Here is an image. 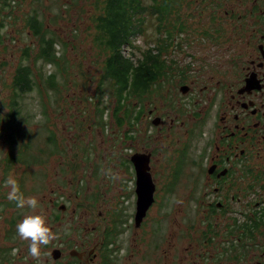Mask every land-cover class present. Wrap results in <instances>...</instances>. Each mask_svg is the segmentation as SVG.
Returning <instances> with one entry per match:
<instances>
[{
    "label": "flooded vegetation",
    "instance_id": "obj_1",
    "mask_svg": "<svg viewBox=\"0 0 264 264\" xmlns=\"http://www.w3.org/2000/svg\"><path fill=\"white\" fill-rule=\"evenodd\" d=\"M174 14L161 31L149 19L163 87L133 104V139L85 155L45 264H264V0H180ZM133 155L154 186L141 219Z\"/></svg>",
    "mask_w": 264,
    "mask_h": 264
},
{
    "label": "rangeland",
    "instance_id": "obj_2",
    "mask_svg": "<svg viewBox=\"0 0 264 264\" xmlns=\"http://www.w3.org/2000/svg\"><path fill=\"white\" fill-rule=\"evenodd\" d=\"M15 1V4L12 3V5L10 4L6 7L5 4H2L3 0H0V24L2 23V32H5L8 38H6L7 41L5 39L3 45L0 44V63L3 61L4 64H0V110H2L3 114H6V112L10 113L12 106L19 102L12 98L9 104L11 96L9 86L14 69L18 64H26L28 62L23 60L22 52L24 48L30 46L34 53L36 46L39 45L37 39L30 35V30L24 26L26 16L33 15V11L37 12V17H39L38 19L43 23L44 27L54 33L61 40L62 45L66 44L64 46L66 54L73 66L72 69L67 71L68 73L71 71L69 78L72 80H69L70 91L64 90V83L59 82V80L56 85L58 86L57 91L63 93L72 108L69 110L66 105L67 102H65L64 107L66 109H60L55 114L53 102L55 96L53 91H48L45 92V97L50 102L48 103V100H46L44 104L49 105L50 111L46 109V112L43 109L40 87H45L47 83H37L34 80L35 85H31L34 92L26 93L22 98H19L22 103L21 109L20 104H17L22 116L20 118L25 120L26 126L24 127L26 128L21 130L16 126V145H7L6 132L3 133V141L0 140V187L4 184L0 194L3 191L6 197V193L10 192V186L7 184L9 178L17 180L20 177L19 183L26 189L22 193L23 196L25 198H36L38 207L35 210L27 206L20 207L18 224L26 215L40 214L46 217L47 226L52 231L54 230L57 235L63 229H67L66 219L70 212V208L61 210V205H65L69 200L68 195L71 194L69 192H73L74 189L75 191H84L83 186L80 184L85 181L84 176L87 171L85 155L87 156L89 150L97 148L100 144L110 143L111 140L108 134L111 136L116 135L115 142H120L126 136L123 132L126 133L128 130L119 129L118 133H112L115 130L113 127L115 121L114 116H112L113 104L108 94L105 95L108 98L104 96L105 98L102 100L103 107L107 105L108 107L102 113L103 120L100 128L94 127L95 123H92L94 120L93 110H91L90 121L89 115L85 113V110L96 107L97 100L90 106L89 103H83L77 98L83 94H87L89 97L93 96L97 86L96 83L102 73V65L100 63L102 58L97 55L96 51L91 49L89 31L87 30L91 24L89 18L93 13L91 6L93 0ZM144 2H148V0H144ZM2 16L5 17L3 20ZM61 44L56 46L58 54H61L64 49ZM135 45L144 50L150 48L152 43L145 41L143 36H140L137 38ZM137 55V57H140L139 53ZM39 62L38 64H41V61ZM47 66H37V69H39L45 79L51 73L59 74L55 65ZM80 69L87 75V79L90 78L85 90L82 89L84 79ZM61 81L64 82V79ZM69 99L70 101H68ZM134 103L133 101L132 105ZM120 113L119 115L122 116L123 112ZM3 114H1L0 118H2ZM49 117H54V120L48 121ZM104 123L105 128L102 129ZM52 134L56 139L55 146L50 141ZM23 140L28 142V144L31 141L26 153L23 150H18ZM193 143L197 144V141ZM12 150H15L17 157L20 154L23 157H18L17 161L19 162L10 167L6 181V153L8 151V153L12 154ZM41 151L43 153H40ZM144 158L145 160L143 159L142 164H145L146 167L147 157ZM2 198L4 197L0 196V248L12 246V251L10 252L11 264H23V260L28 258L31 259V262H36V264H45L44 253L41 251L39 261L32 258L28 251L30 242L22 240L14 228L8 227V221L15 211L13 210L14 207H7L6 202ZM56 216L63 218L64 223L60 225L54 223L52 220ZM4 261L0 262V264H6V260Z\"/></svg>",
    "mask_w": 264,
    "mask_h": 264
},
{
    "label": "trees",
    "instance_id": "obj_3",
    "mask_svg": "<svg viewBox=\"0 0 264 264\" xmlns=\"http://www.w3.org/2000/svg\"><path fill=\"white\" fill-rule=\"evenodd\" d=\"M12 3L15 4L16 1L3 0L2 4H5L7 7L10 4L12 5ZM91 6L93 13L89 18L91 24L87 30L89 31L91 49L96 51L97 55H100L102 58V61L100 62L102 65V73L96 83L95 94L90 97L87 94H83L81 97L77 98L83 103H89L90 106L97 100V105L95 104L96 107H91V109L85 110V113L89 115L90 121L91 110H93L92 114L94 115V120L92 123H95V125L93 124L94 127L100 128L103 120L102 113L105 108L108 107V105L103 107L102 100L105 97L108 98L105 96L108 94L113 104L112 116H114L115 127L118 129H127V127H123L124 125L129 127L127 132L130 133L124 137V140L127 141L133 139V136L130 135L133 131V101H143L147 98V94H153V91L159 90L163 87L160 82L155 81L161 80L164 75V71L161 67L164 66L166 62L165 60H161L160 57L165 51L166 40L151 39L148 31L150 28L149 19L151 16L157 17L158 20L156 21V25L159 28L158 31H161L160 28L163 24L160 25L158 23L165 21L172 11H175L174 16L176 18L179 17V15L176 16V13L180 9V0H148V2H144V0H93ZM3 18L5 17L2 16V20ZM38 18L36 11H33V15L26 16V23L24 22V26L30 30H28L30 35L37 39L39 45L36 46L34 53L30 46L23 49V60L28 62H26V64H18L14 69L9 86L11 89L9 104L10 100L14 98L19 101L17 104H20L21 109L22 103L19 98H22L26 93L29 94L34 92L31 85L33 84L34 86V80H36L37 83H47L45 87H40L43 109L45 111L46 109L50 111L49 105L44 104L45 101L48 100L45 97V92L53 91L55 96L53 102L56 114L60 109H66L64 104L67 102L63 93L57 91L58 86L56 83L59 80V82L64 83V90L70 91L69 78L71 76V71L69 73L67 71L72 69L73 66L69 62V58L66 54V48L64 47L66 44L62 45L61 40H59L54 33L48 31ZM2 29L3 25L1 23V45L4 44L5 39L7 38L6 33L2 32ZM140 36H143L145 41L155 43V48L151 46L148 49L142 50L139 46H136L135 42ZM58 44H61L64 48L61 54H58L56 50ZM138 53L140 57H137ZM39 61H41V64H38L40 63ZM0 64L4 65L3 61ZM39 65L44 67L47 65V67L55 65L59 74L57 73L58 75H56L55 72L51 73L45 79L39 69H37V66ZM80 71L84 79L82 89L85 90L88 81L90 82V78L87 79V75L82 72V69H80ZM63 79L64 82L61 81ZM154 84L157 87H154ZM68 101H70V99ZM12 102H14V100H12ZM49 102L50 101L48 100V103ZM17 104L12 106L10 113L6 112V114H3L2 110H0V116L3 114L2 118H0V129H2L0 130V140L3 141V133L6 132L5 139L7 145H16V126L21 130L26 128L24 127L26 126L25 120L20 118L22 116ZM66 105L69 107V110H71L72 107L69 102H67ZM120 112H123L122 116L119 115L121 114ZM49 120H54V117H49L48 121ZM104 128L105 123L102 129ZM50 141H52V144L55 146L56 139L53 134L50 136ZM30 143L31 141H29V144ZM29 144L23 140L18 147V150H23L26 153ZM40 153H43V151ZM18 157L22 158L23 155L20 154ZM18 157L15 150H12V154L7 151L5 169L6 181L10 167L19 162L17 161ZM16 181L19 185L20 192L23 193V191H26L25 187H22L19 183L20 177H18ZM3 185L4 184L0 187V190ZM9 193H6L5 197V194L2 191L0 196L4 197L2 199L6 202L7 207H14L13 210L15 212L8 221V227L16 230V226L20 220V207H17L16 201L10 200L7 197L9 196ZM7 240H9V238H7ZM11 251L12 246H6V248L1 247L0 262H5L4 260H6V264H11Z\"/></svg>",
    "mask_w": 264,
    "mask_h": 264
},
{
    "label": "clouds",
    "instance_id": "obj_4",
    "mask_svg": "<svg viewBox=\"0 0 264 264\" xmlns=\"http://www.w3.org/2000/svg\"><path fill=\"white\" fill-rule=\"evenodd\" d=\"M7 184L10 186L9 199L17 203V207H29L35 210L38 201L34 197L25 198L20 192L19 185L14 178H9ZM16 231L22 240L29 241V254L39 261L42 246H47L55 239V234L47 226L46 217L40 214L24 216L23 220L17 224Z\"/></svg>",
    "mask_w": 264,
    "mask_h": 264
},
{
    "label": "water",
    "instance_id": "obj_5",
    "mask_svg": "<svg viewBox=\"0 0 264 264\" xmlns=\"http://www.w3.org/2000/svg\"><path fill=\"white\" fill-rule=\"evenodd\" d=\"M138 155H133L131 157L132 165L135 166L136 169V179H137V192L139 194H146V196L140 200V202H147L151 200V195L154 192V186L150 180V176L146 173V167L145 164H141L137 161ZM144 165V167H143ZM144 187V188H143ZM143 188V189H142ZM145 208H139L137 210V219H141V217L144 215ZM53 259L59 258V252L54 251L52 253Z\"/></svg>",
    "mask_w": 264,
    "mask_h": 264
},
{
    "label": "bare ground",
    "instance_id": "obj_6",
    "mask_svg": "<svg viewBox=\"0 0 264 264\" xmlns=\"http://www.w3.org/2000/svg\"><path fill=\"white\" fill-rule=\"evenodd\" d=\"M143 188H144V187H143ZM143 188H142V189H143ZM142 202H143V201H142ZM142 202H141V204H140V208H141V206H142Z\"/></svg>",
    "mask_w": 264,
    "mask_h": 264
}]
</instances>
